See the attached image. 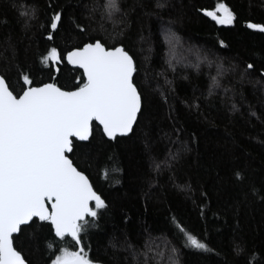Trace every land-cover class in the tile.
Listing matches in <instances>:
<instances>
[{"label":"trees","instance_id":"trees-1","mask_svg":"<svg viewBox=\"0 0 264 264\" xmlns=\"http://www.w3.org/2000/svg\"><path fill=\"white\" fill-rule=\"evenodd\" d=\"M105 2L0 0V73L16 91L26 71L50 82L40 58L52 46L71 50L94 37L123 44L136 61L142 114L132 133L112 141L94 123L70 157L107 204L83 237L89 256L99 264H264V199L249 193H264V32L247 27L264 24V0H120L111 19L93 11ZM217 3L233 11L232 25L204 14ZM31 8L34 18L20 15ZM53 11L62 25L49 40ZM81 76L65 63L57 82L70 89ZM170 153L178 156L169 165ZM41 223L15 242L28 264H50L56 248L71 247ZM176 223L205 236L211 251L186 247Z\"/></svg>","mask_w":264,"mask_h":264},{"label":"snow or ice","instance_id":"snow-or-ice-1","mask_svg":"<svg viewBox=\"0 0 264 264\" xmlns=\"http://www.w3.org/2000/svg\"><path fill=\"white\" fill-rule=\"evenodd\" d=\"M157 6H163L159 0ZM97 8L111 19L121 11L120 0H106L94 5L93 11ZM203 11L219 25L234 23L235 15L226 3ZM20 15L32 19L35 9H25ZM61 25L62 13L53 11L49 40ZM247 27L264 32V24L248 23ZM77 28L81 26L78 24ZM120 35L122 29L113 33L114 37ZM65 63L83 70L70 89L57 82ZM40 64L41 70L49 71L50 82H36L34 74L26 71L20 77V91L0 73V264H28L15 242L27 228L44 227L41 222H47L61 244L71 242V247L53 251L50 264H99L89 256L83 237L96 226L95 218L107 204L89 176L70 157L75 156L79 142L90 140L93 122L112 141L133 131L142 114V93L134 82L136 61L123 44L108 45L107 41L92 37L90 42L71 50L50 47L41 56ZM252 67L250 63L246 65L247 69ZM212 81L215 84L216 78ZM177 156L170 153L165 163L170 165ZM103 175L107 178L110 169L104 170ZM234 178L242 182L245 177L236 170ZM249 193L264 199V193L254 186ZM175 227L186 247L211 251L205 236L194 234L181 223ZM47 247L52 250L55 246L49 243Z\"/></svg>","mask_w":264,"mask_h":264},{"label":"water","instance_id":"water-1","mask_svg":"<svg viewBox=\"0 0 264 264\" xmlns=\"http://www.w3.org/2000/svg\"><path fill=\"white\" fill-rule=\"evenodd\" d=\"M204 14H205V12H204ZM206 15V14H205ZM69 66H71L72 68H77V69H79L78 67H76V66H72V65H69ZM79 70H81V71H83L82 69H79ZM135 75V74H134ZM139 117V116H138ZM94 123H96V122H93V124ZM136 125V124H135ZM135 125H134V127H135ZM134 127H133V129H134ZM132 133V132H131ZM131 133H129L127 136H129ZM92 134H93V132H92ZM127 136H123V137H127ZM92 137V136H91ZM91 137H90V139H91ZM106 137V136H105ZM119 137V136H118ZM107 138V137H106ZM109 139V138H108ZM110 140V139H109ZM90 141V140H89ZM89 141H87V142H89ZM83 143H86V142H83ZM16 235H18V234H14V236H16Z\"/></svg>","mask_w":264,"mask_h":264},{"label":"rangeland","instance_id":"rangeland-1","mask_svg":"<svg viewBox=\"0 0 264 264\" xmlns=\"http://www.w3.org/2000/svg\"><path fill=\"white\" fill-rule=\"evenodd\" d=\"M219 14V13H218ZM164 32H166V30L164 31ZM164 35H165V33H164ZM171 39V38H170ZM181 60V59H180Z\"/></svg>","mask_w":264,"mask_h":264}]
</instances>
